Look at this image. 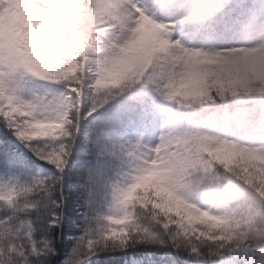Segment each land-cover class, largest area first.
<instances>
[{
    "label": "clouds",
    "instance_id": "1",
    "mask_svg": "<svg viewBox=\"0 0 264 264\" xmlns=\"http://www.w3.org/2000/svg\"><path fill=\"white\" fill-rule=\"evenodd\" d=\"M120 107L155 119L98 117ZM0 113L48 166L0 203V264H54L65 226L60 264L138 247L264 264V0H0Z\"/></svg>",
    "mask_w": 264,
    "mask_h": 264
},
{
    "label": "trees",
    "instance_id": "2",
    "mask_svg": "<svg viewBox=\"0 0 264 264\" xmlns=\"http://www.w3.org/2000/svg\"><path fill=\"white\" fill-rule=\"evenodd\" d=\"M43 84V82H40ZM47 85V84H43ZM54 91L53 88L45 91V94L48 95ZM110 114V113H109ZM109 114L107 116H104L102 114H98V117L100 119H108ZM93 120L90 119L89 121L85 122L83 125V130L87 131L94 127ZM8 129L6 126H4L3 121L0 120V143H3V135L4 133H7ZM9 135H11L9 133ZM11 139L15 141L16 145L18 146L19 151L15 153V157L17 160L23 162L26 167L22 169L24 175L26 177H40L43 175H47L48 173V166L42 165L39 161L36 160V158L32 155V153L24 147L22 143H20L19 140L16 139L15 136H12ZM85 149L84 144V137L83 135L80 138V141L78 143V147L76 149V152L73 157L72 164L70 165V177L72 180H75L76 174L79 172H83L84 167L86 165V157L81 155L82 151ZM30 158V159H29ZM35 163H32V162ZM43 168V173L38 174V168ZM11 171V169L7 170ZM0 173H6L5 168L3 167L2 161H0ZM82 203V200H80L78 197L74 194V199L69 201L68 208H67V216L71 219H78L76 216L75 208L78 204ZM68 221H66L67 225ZM64 236L62 243L58 246V250L60 252L59 256V264L61 260L68 254L71 247V242L66 240L67 235H79L80 233L76 231L75 229H69L67 226L64 228ZM143 255H152L154 258L155 263L153 264H187V261L183 255H177L173 254V252H169L165 249L160 248H146V247H138L135 249H130L126 252L117 253L115 255H101L98 257H93L90 261V264H124L127 262L130 258H138Z\"/></svg>",
    "mask_w": 264,
    "mask_h": 264
},
{
    "label": "snow or ice",
    "instance_id": "3",
    "mask_svg": "<svg viewBox=\"0 0 264 264\" xmlns=\"http://www.w3.org/2000/svg\"><path fill=\"white\" fill-rule=\"evenodd\" d=\"M18 88L22 91H26V81L21 79L20 83L18 84ZM108 119L114 120L118 123H128L131 121L132 127L147 126L155 119V114L145 113L131 115L127 108L120 107L113 113H110ZM0 120L3 121L4 126H6L8 129V132L4 133L3 135V143H0V161H2L3 167L6 170V173H0V198H2L0 199V203H8L12 202L19 193L25 191L31 183H34V180L32 177H26L24 175L22 169H24L26 165L23 162L17 160L15 157V153L18 152L19 149L11 137L15 136L17 140L19 139L15 134L16 126L14 122L11 119H5L2 113H0ZM9 133L11 135H9ZM20 143L22 142L20 141ZM32 163L35 162L33 161ZM9 169H11V171H7ZM69 179L71 180V177H69ZM7 215L10 214H0V221L5 220ZM54 264H59V257L54 261Z\"/></svg>",
    "mask_w": 264,
    "mask_h": 264
},
{
    "label": "rangeland",
    "instance_id": "4",
    "mask_svg": "<svg viewBox=\"0 0 264 264\" xmlns=\"http://www.w3.org/2000/svg\"><path fill=\"white\" fill-rule=\"evenodd\" d=\"M26 86H27V90L29 92H32V93H35L36 95H39V93H42L43 91H45L46 89H49L50 87H38V86H31L28 78H26ZM41 91V92H40ZM41 172V170H40ZM173 254H176L173 252ZM186 261H187V264H190V261L187 260V258L185 257ZM154 262V258L152 255H143L141 257H138V258H130L127 262H125L124 264H150Z\"/></svg>",
    "mask_w": 264,
    "mask_h": 264
}]
</instances>
